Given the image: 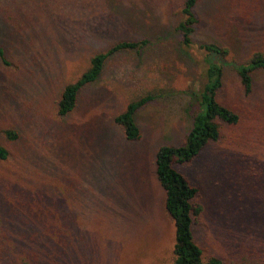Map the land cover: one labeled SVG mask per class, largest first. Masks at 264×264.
Masks as SVG:
<instances>
[{
    "label": "rangeland",
    "instance_id": "1",
    "mask_svg": "<svg viewBox=\"0 0 264 264\" xmlns=\"http://www.w3.org/2000/svg\"><path fill=\"white\" fill-rule=\"evenodd\" d=\"M184 0H0V262L172 264L175 228L155 177L160 145L188 132L205 59L223 65L219 100L238 112L189 164L176 167L200 189L193 224L203 261L264 264V71L244 91L234 65L264 51V0H197L192 45L177 30ZM148 38L140 51L111 58L57 114L65 84L89 59L122 39ZM201 43L229 49L209 55ZM151 94L125 139L114 122L131 100ZM21 262V261H20Z\"/></svg>",
    "mask_w": 264,
    "mask_h": 264
},
{
    "label": "trees",
    "instance_id": "2",
    "mask_svg": "<svg viewBox=\"0 0 264 264\" xmlns=\"http://www.w3.org/2000/svg\"><path fill=\"white\" fill-rule=\"evenodd\" d=\"M196 4L197 0H184L181 9L182 18L177 30L181 44L185 47L192 45V34L200 23L195 11ZM149 44L148 38L122 39L113 42L106 50L92 55L84 71L62 88L57 102V114L64 116L75 109L82 91L101 77L111 58L122 52L143 50ZM200 48L209 55L215 54L221 58H226L229 54L227 47L215 43H201ZM0 62L7 67L11 65L1 45ZM205 64L207 65L204 72L205 81L194 94L195 102L190 106L192 122L184 141L179 145L162 144L155 153V177L164 191V207L175 228L172 264L220 263L216 258L203 261V251L196 243L192 229L203 211L200 189L191 183L184 171L176 167L192 162L209 142H218L222 136V123L237 124L240 120L238 112L223 104L218 98L219 90L223 86V65L212 60L210 56L205 59ZM234 69L244 91L249 93L254 85V73L264 71V51H254L244 62L235 64ZM152 99L153 95L146 94L131 100L115 115L114 122L121 128L128 141L140 138L141 131L135 116ZM0 134L10 141L16 140L19 136L17 131L11 128L1 129ZM8 157L9 150L0 142V161ZM18 259L17 263L30 264L25 257ZM15 261L8 264H15Z\"/></svg>",
    "mask_w": 264,
    "mask_h": 264
}]
</instances>
